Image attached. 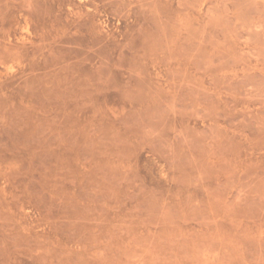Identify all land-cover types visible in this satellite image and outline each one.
Instances as JSON below:
<instances>
[{
  "label": "rangeland",
  "instance_id": "obj_1",
  "mask_svg": "<svg viewBox=\"0 0 264 264\" xmlns=\"http://www.w3.org/2000/svg\"><path fill=\"white\" fill-rule=\"evenodd\" d=\"M0 264H264V0H0Z\"/></svg>",
  "mask_w": 264,
  "mask_h": 264
}]
</instances>
